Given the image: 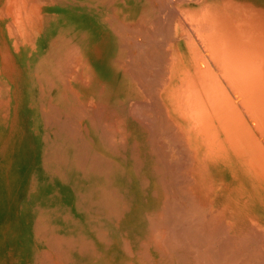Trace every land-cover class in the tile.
<instances>
[{"label": "bare ground", "instance_id": "obj_1", "mask_svg": "<svg viewBox=\"0 0 264 264\" xmlns=\"http://www.w3.org/2000/svg\"><path fill=\"white\" fill-rule=\"evenodd\" d=\"M28 29L23 264H264V0H48Z\"/></svg>", "mask_w": 264, "mask_h": 264}, {"label": "rangeland", "instance_id": "obj_2", "mask_svg": "<svg viewBox=\"0 0 264 264\" xmlns=\"http://www.w3.org/2000/svg\"><path fill=\"white\" fill-rule=\"evenodd\" d=\"M6 1L9 0H0V10H3L0 11V264H23L25 258H22L20 251L19 233L22 231L23 235L27 234V245L31 240V232H25V227L31 225L28 207L38 171L35 164L36 145L30 139L28 132L31 129L27 128V118L22 114L25 112V89L21 66L23 60H27L23 56L27 53L22 49L21 43H26L29 26L39 18L48 0H24L26 3L23 0H11L10 4ZM7 3L10 5V13H7ZM32 5L36 8L38 5L39 9L33 11ZM11 18L14 20L11 21ZM15 22L22 27L21 31H25L21 32V36ZM7 28H12L9 29L11 34ZM13 40L15 41L12 42ZM9 88L15 100H8Z\"/></svg>", "mask_w": 264, "mask_h": 264}]
</instances>
